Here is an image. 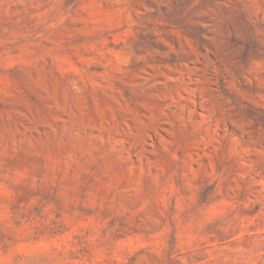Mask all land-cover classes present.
Returning <instances> with one entry per match:
<instances>
[{"label":"rangeland","instance_id":"obj_1","mask_svg":"<svg viewBox=\"0 0 264 264\" xmlns=\"http://www.w3.org/2000/svg\"><path fill=\"white\" fill-rule=\"evenodd\" d=\"M0 264H264V0H0Z\"/></svg>","mask_w":264,"mask_h":264}]
</instances>
